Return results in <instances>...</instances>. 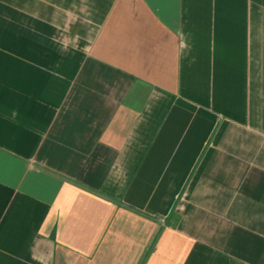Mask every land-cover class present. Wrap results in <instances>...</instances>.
I'll return each mask as SVG.
<instances>
[{
	"label": "crops",
	"instance_id": "crops-1",
	"mask_svg": "<svg viewBox=\"0 0 264 264\" xmlns=\"http://www.w3.org/2000/svg\"><path fill=\"white\" fill-rule=\"evenodd\" d=\"M0 264H264V0H0Z\"/></svg>",
	"mask_w": 264,
	"mask_h": 264
}]
</instances>
